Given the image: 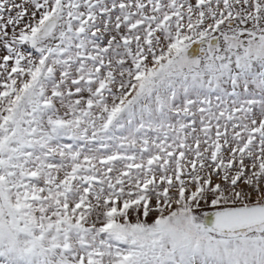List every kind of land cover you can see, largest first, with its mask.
Here are the masks:
<instances>
[{"label":"rangeland","instance_id":"obj_1","mask_svg":"<svg viewBox=\"0 0 264 264\" xmlns=\"http://www.w3.org/2000/svg\"><path fill=\"white\" fill-rule=\"evenodd\" d=\"M262 202L264 0H0V264H264Z\"/></svg>","mask_w":264,"mask_h":264},{"label":"water","instance_id":"obj_2","mask_svg":"<svg viewBox=\"0 0 264 264\" xmlns=\"http://www.w3.org/2000/svg\"><path fill=\"white\" fill-rule=\"evenodd\" d=\"M58 25V17L49 19L40 37L50 36ZM207 225L220 232H232L264 224V202L216 209L206 215Z\"/></svg>","mask_w":264,"mask_h":264},{"label":"trees","instance_id":"obj_3","mask_svg":"<svg viewBox=\"0 0 264 264\" xmlns=\"http://www.w3.org/2000/svg\"><path fill=\"white\" fill-rule=\"evenodd\" d=\"M168 68H170V64L167 66ZM260 226V225H259ZM254 227H256V226H254ZM212 229V228H211ZM249 229V228H248ZM245 230H247V229H243V230H238L239 232H242V231H245ZM217 231V230H216ZM220 232V231H219ZM221 233H225V232H221Z\"/></svg>","mask_w":264,"mask_h":264}]
</instances>
